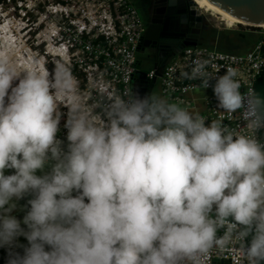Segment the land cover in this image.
Instances as JSON below:
<instances>
[{
    "label": "clouds",
    "instance_id": "obj_1",
    "mask_svg": "<svg viewBox=\"0 0 264 264\" xmlns=\"http://www.w3.org/2000/svg\"><path fill=\"white\" fill-rule=\"evenodd\" d=\"M207 66L181 75L264 130V101ZM0 248L6 264H206L213 250L260 264L264 143L137 90L89 104L64 63L17 72L0 50Z\"/></svg>",
    "mask_w": 264,
    "mask_h": 264
},
{
    "label": "built area",
    "instance_id": "obj_2",
    "mask_svg": "<svg viewBox=\"0 0 264 264\" xmlns=\"http://www.w3.org/2000/svg\"><path fill=\"white\" fill-rule=\"evenodd\" d=\"M46 11L59 15L61 22L49 33L44 54L52 65L64 63L71 69L79 92L89 104L99 99L101 89L119 94L132 89L138 70L136 53L146 28L131 0H46ZM260 29L262 34L264 26ZM261 45L259 39L241 53L202 45L185 46L162 66L158 77L160 92L172 102L188 104L185 98L188 92L204 87L200 80L186 79L181 73L190 72L193 61L199 59L208 61L207 72L211 77L225 74L228 68L235 69L241 93L252 96L254 83L264 68ZM155 75V68L146 71L148 79ZM59 107L62 113L67 112L62 105ZM205 108L206 112L198 115L204 117L206 123L219 120L235 134L254 135L264 143V130L250 133L246 129L243 109L225 113L217 108L214 96L205 98ZM65 120L66 116L62 115L58 132L62 140L67 135ZM223 231L221 229L218 236L223 235ZM214 259L237 264L228 252L213 250L206 264H212Z\"/></svg>",
    "mask_w": 264,
    "mask_h": 264
},
{
    "label": "rangeland",
    "instance_id": "obj_3",
    "mask_svg": "<svg viewBox=\"0 0 264 264\" xmlns=\"http://www.w3.org/2000/svg\"><path fill=\"white\" fill-rule=\"evenodd\" d=\"M199 1L204 8L200 9L201 12L208 17L207 37L212 38L213 41L238 48L236 47L238 41L244 39L247 34L259 32L251 26L231 22L233 19L222 16L223 14L208 6L204 1ZM58 22H61L59 15L46 11V0H0V50L6 52L17 72H23L33 66H37L41 71L44 68L54 67L48 61L44 51L45 44L49 41V33ZM226 25H231V27ZM213 47L221 49L218 45ZM246 50L237 49L235 52L241 53ZM145 54V52L136 53L137 60L141 62L140 69L143 71L151 67ZM152 94L164 97L157 88Z\"/></svg>",
    "mask_w": 264,
    "mask_h": 264
},
{
    "label": "water",
    "instance_id": "obj_4",
    "mask_svg": "<svg viewBox=\"0 0 264 264\" xmlns=\"http://www.w3.org/2000/svg\"><path fill=\"white\" fill-rule=\"evenodd\" d=\"M189 3V12L186 17V21H188L189 26L192 28L191 32L187 35V38L197 39L201 31V25L207 22V17L204 13L201 12L200 8L197 7L196 3L193 0H187ZM214 5L221 7L227 13L237 18L239 21L244 22L245 24L239 23L241 25L251 26V27H261L264 26V0H209ZM179 0H163V5L161 7V14L165 12L167 9V15L174 16L177 12H175V7L178 5ZM161 21V20H160ZM159 27L161 33L160 35L156 34L150 27L145 30V33L142 37V40L138 46L137 52H145L150 46V42L156 45V50L159 51V59L157 63H152L150 68L156 69V75L152 79H148L146 77V71L140 69L141 62L138 60V70L133 79L132 90H137L141 95L145 93L150 94L158 77L161 74V68L164 65V50L165 46V37L171 33L172 28L168 27L166 21L160 22ZM185 46H197L195 42L188 41L179 45L174 51L171 53V57L176 55L180 50ZM203 46V45H202ZM205 46V45H204ZM208 46V47H213ZM155 48V47H154ZM222 50V49H220ZM146 59L150 57L149 53H146ZM170 57V58H171ZM149 68V69H150ZM148 69V70H149ZM75 195V193H73ZM26 200H20L19 204L23 205ZM87 203V199H85ZM20 218H22L23 213H20ZM21 243H27V241L20 237ZM0 264H6V253L5 250L0 248ZM212 264H228L226 260H218L214 259ZM260 264H264V261H261Z\"/></svg>",
    "mask_w": 264,
    "mask_h": 264
},
{
    "label": "flooded vegetation",
    "instance_id": "obj_5",
    "mask_svg": "<svg viewBox=\"0 0 264 264\" xmlns=\"http://www.w3.org/2000/svg\"><path fill=\"white\" fill-rule=\"evenodd\" d=\"M132 3L137 8L144 24L147 29L150 27L153 29L156 34L160 35L161 31L159 29L160 22L167 23L168 27L172 28L170 34L165 37V50L164 52V61H168L171 57L172 51H174L179 45L184 42L192 41L197 45H218L221 49H236L233 45L221 44L218 41H213L212 38L207 37V32L209 30L207 26V22L201 25L202 33L200 36L193 40L187 38V35L191 32L192 28L189 26L188 21H186V17L189 12V3L187 0H179L178 5L175 7V12H177L174 16L167 15V9L163 14H161V7L163 5V0H131ZM196 5H201L199 0H193ZM150 46L146 50V53H149L150 57L147 59V62L157 63L159 59V51L156 50V45L150 42ZM155 47V48H154ZM230 50V51H232ZM20 213H18V218H20Z\"/></svg>",
    "mask_w": 264,
    "mask_h": 264
},
{
    "label": "crops",
    "instance_id": "obj_6",
    "mask_svg": "<svg viewBox=\"0 0 264 264\" xmlns=\"http://www.w3.org/2000/svg\"><path fill=\"white\" fill-rule=\"evenodd\" d=\"M261 32H262V30H259V32H255L253 34H247V36L244 39L238 41V46H236L238 48H236L232 51L226 50V49H222V50L228 51V52H235L237 49H241V50L245 49L246 50L249 47L251 48L253 46V44L260 38ZM156 88L158 89V92L160 94H162L160 92L158 80L156 81V83H155L150 94H152ZM207 96H214L212 90H208V89H204V88H197L195 90L188 92V94L185 96L188 104H186V105L181 104V103H176V104L187 109L188 111H190L193 114H201V113L206 112L205 98ZM164 97L167 98L166 96H164ZM169 102H172V101L169 100ZM172 103H175V102H172ZM12 171H14V170H8V171H6V174H12Z\"/></svg>",
    "mask_w": 264,
    "mask_h": 264
},
{
    "label": "trees",
    "instance_id": "obj_7",
    "mask_svg": "<svg viewBox=\"0 0 264 264\" xmlns=\"http://www.w3.org/2000/svg\"><path fill=\"white\" fill-rule=\"evenodd\" d=\"M217 11H218V9H217ZM237 24H239V23L237 22ZM252 28L257 29V30H261L260 27H252ZM259 39H261V41H262L261 50H262V54L264 56V30H263V33L260 35ZM139 66H138V68H139ZM149 66H151L150 63H149ZM254 96H256V97L260 98L262 101H264V68L254 83Z\"/></svg>",
    "mask_w": 264,
    "mask_h": 264
},
{
    "label": "bare ground",
    "instance_id": "obj_8",
    "mask_svg": "<svg viewBox=\"0 0 264 264\" xmlns=\"http://www.w3.org/2000/svg\"><path fill=\"white\" fill-rule=\"evenodd\" d=\"M202 1H204L208 6H210L211 8H213L214 10H216L217 11V9H218V12L220 11L221 12V14L223 13V15L222 16H224V17H226V18H231V19H233V20H231V22H233V23H235V22H238V23H242V24H245L244 22H241V21H239L237 18H235V17H233L232 15H230L229 13H227L224 9H222L221 7H218V6H216V5H214L212 2H210L209 0H202ZM197 7L198 8H200V9H204L203 8V6H201V5H197ZM219 12V13H220ZM219 18V17H218ZM228 18V19H229ZM221 19V18H220ZM222 20V19H221ZM235 20V21H234ZM224 22H225V24H226V21L225 20H223ZM227 27H231V25H226Z\"/></svg>",
    "mask_w": 264,
    "mask_h": 264
}]
</instances>
